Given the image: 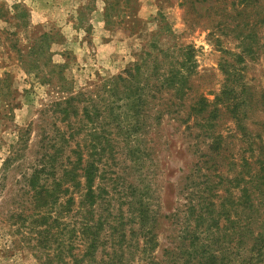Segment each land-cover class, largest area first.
<instances>
[{"label": "rangeland", "instance_id": "1", "mask_svg": "<svg viewBox=\"0 0 264 264\" xmlns=\"http://www.w3.org/2000/svg\"><path fill=\"white\" fill-rule=\"evenodd\" d=\"M165 1L129 34L125 0H0V264H173L201 198L224 236L264 218L234 203L264 160V0L237 28Z\"/></svg>", "mask_w": 264, "mask_h": 264}, {"label": "trees", "instance_id": "2", "mask_svg": "<svg viewBox=\"0 0 264 264\" xmlns=\"http://www.w3.org/2000/svg\"><path fill=\"white\" fill-rule=\"evenodd\" d=\"M118 2L119 0H114V3L110 4V6H117ZM160 2L161 0H159V3ZM249 2L250 0H183L182 4L190 8L192 12L193 9L195 10L197 7L201 8L204 14H207L213 9H217L216 16L225 19L230 14L228 13L229 8L232 10V14H237V16H239L246 10L243 9L241 11L239 10L240 7H251ZM164 3H167V1ZM124 5L128 9L126 17L128 18V24H130L126 30L131 34L135 32V26L139 22L136 15L138 3L137 0H125ZM237 16H228L229 18L231 17V21H228L229 25H232L234 28L240 25V23L234 22L237 21ZM207 17L209 16L207 15ZM168 74V76L162 77L164 79L161 82V86H170L178 78L180 82L185 83L187 81L185 76L181 74H177L176 76L171 74V72ZM155 84L156 80L152 82L150 86H156ZM209 106L210 104L207 100L201 101L198 114L205 113ZM217 112H220V109L214 108L211 113L216 114ZM217 155L216 153V156ZM260 164H262V168L260 167V169L254 173L256 182L253 186L258 192V199L253 200L254 197L250 196L251 194L248 191L249 188H244L240 191L238 190L240 192V197L234 200L235 205L237 207H242L243 210L248 208L252 211L255 209L260 211L259 203L260 206H262L261 209L264 208V160H262ZM191 211L192 216H194V220H192L193 228H191V224H189V230L181 237L182 243L180 247L183 248L181 250L182 255L178 259L179 262H177V260L173 264L264 263V218H254V216L246 218L242 215H236L235 218H230L229 213L224 212L222 215H224L225 223L229 224V228H226V230H231L229 236H224L223 232L225 231V227L222 228L217 226V220H214L215 227L217 226V228H215L213 232L210 229L212 227L209 223L211 218L208 217L209 212H207V204H205L203 198L192 205ZM231 237H234L237 241L236 249L230 247V244H222V240L227 238L229 241Z\"/></svg>", "mask_w": 264, "mask_h": 264}]
</instances>
